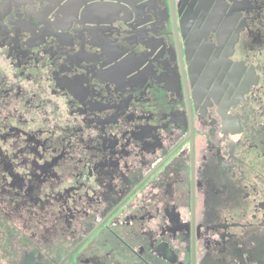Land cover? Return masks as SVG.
Listing matches in <instances>:
<instances>
[{
    "label": "flooded vegetation",
    "instance_id": "1",
    "mask_svg": "<svg viewBox=\"0 0 264 264\" xmlns=\"http://www.w3.org/2000/svg\"><path fill=\"white\" fill-rule=\"evenodd\" d=\"M69 255L264 264V0H0V264Z\"/></svg>",
    "mask_w": 264,
    "mask_h": 264
},
{
    "label": "water",
    "instance_id": "2",
    "mask_svg": "<svg viewBox=\"0 0 264 264\" xmlns=\"http://www.w3.org/2000/svg\"><path fill=\"white\" fill-rule=\"evenodd\" d=\"M63 262H67V263L71 264V263H70V255H69L68 257H66V259H65ZM63 262H62V263H63ZM62 263H61V264H62Z\"/></svg>",
    "mask_w": 264,
    "mask_h": 264
}]
</instances>
